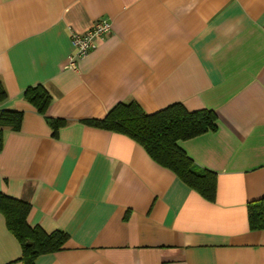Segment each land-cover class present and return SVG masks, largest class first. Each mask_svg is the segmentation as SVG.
I'll list each match as a JSON object with an SVG mask.
<instances>
[{"label": "crops", "instance_id": "1", "mask_svg": "<svg viewBox=\"0 0 264 264\" xmlns=\"http://www.w3.org/2000/svg\"><path fill=\"white\" fill-rule=\"evenodd\" d=\"M110 32L66 67L71 34ZM43 86L44 114L24 97ZM0 194L30 204L27 223L62 230L35 264H264V0H0ZM147 113L214 110L217 128L180 140L216 173L208 201L126 135L89 126L119 102ZM46 118L65 124L54 132ZM0 212V264H22Z\"/></svg>", "mask_w": 264, "mask_h": 264}, {"label": "trees", "instance_id": "2", "mask_svg": "<svg viewBox=\"0 0 264 264\" xmlns=\"http://www.w3.org/2000/svg\"><path fill=\"white\" fill-rule=\"evenodd\" d=\"M24 97L42 114L51 101L50 94L41 85L27 88ZM21 119V112L0 110V120L10 121L13 129L19 128ZM46 119L54 132L66 123L60 118ZM216 121L214 110L189 111L181 103H173L147 113L134 100L117 103L103 118L82 120L89 126L128 136L140 144L155 162L173 171L208 201L215 199L216 173L198 166L178 142L216 130ZM1 144L0 134V147ZM29 209L28 202L0 194V212L8 229L20 243L21 256L18 260L22 264H35L38 256L62 249L68 238L62 230L48 233L40 226L29 225L26 220ZM248 220L252 230L264 229V196L248 203Z\"/></svg>", "mask_w": 264, "mask_h": 264}, {"label": "built area", "instance_id": "3", "mask_svg": "<svg viewBox=\"0 0 264 264\" xmlns=\"http://www.w3.org/2000/svg\"><path fill=\"white\" fill-rule=\"evenodd\" d=\"M110 30V21L103 18L97 21L84 33L72 32L71 43L75 52L70 56L69 63L66 67L76 69L77 61L88 56V54L96 48L97 40L104 38Z\"/></svg>", "mask_w": 264, "mask_h": 264}]
</instances>
